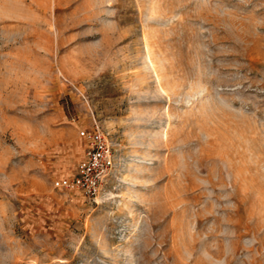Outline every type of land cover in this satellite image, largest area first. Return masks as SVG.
Returning <instances> with one entry per match:
<instances>
[{
	"label": "rangeland",
	"instance_id": "obj_1",
	"mask_svg": "<svg viewBox=\"0 0 264 264\" xmlns=\"http://www.w3.org/2000/svg\"><path fill=\"white\" fill-rule=\"evenodd\" d=\"M0 264H264V0H0Z\"/></svg>",
	"mask_w": 264,
	"mask_h": 264
},
{
	"label": "built area",
	"instance_id": "obj_2",
	"mask_svg": "<svg viewBox=\"0 0 264 264\" xmlns=\"http://www.w3.org/2000/svg\"><path fill=\"white\" fill-rule=\"evenodd\" d=\"M80 138L87 143L84 159L77 165L73 176L55 179L57 190L81 193L94 200L107 184L115 165L114 151L108 135L96 124L80 130Z\"/></svg>",
	"mask_w": 264,
	"mask_h": 264
}]
</instances>
